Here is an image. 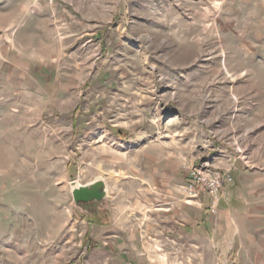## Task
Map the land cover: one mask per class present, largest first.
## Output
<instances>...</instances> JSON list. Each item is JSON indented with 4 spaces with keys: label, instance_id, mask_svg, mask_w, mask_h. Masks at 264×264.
Returning <instances> with one entry per match:
<instances>
[{
    "label": "rangeland",
    "instance_id": "374dc122",
    "mask_svg": "<svg viewBox=\"0 0 264 264\" xmlns=\"http://www.w3.org/2000/svg\"><path fill=\"white\" fill-rule=\"evenodd\" d=\"M213 148L264 172V0H0V264H264L142 207Z\"/></svg>",
    "mask_w": 264,
    "mask_h": 264
},
{
    "label": "crops",
    "instance_id": "0c3cea01",
    "mask_svg": "<svg viewBox=\"0 0 264 264\" xmlns=\"http://www.w3.org/2000/svg\"><path fill=\"white\" fill-rule=\"evenodd\" d=\"M238 160L222 149L213 148L201 159L167 161L165 165L158 162L152 168L153 180L145 189L142 207L146 215H154L163 232L168 222L174 231L228 242V256L246 255L248 259L249 255L260 254L264 251L258 250L264 238V172ZM203 164L228 171L233 178L224 185L213 213L207 196L200 197V204L195 205L186 201L181 189L188 179V168ZM109 211L106 201L105 207L97 206L90 214L102 216Z\"/></svg>",
    "mask_w": 264,
    "mask_h": 264
},
{
    "label": "built area",
    "instance_id": "2783aa9c",
    "mask_svg": "<svg viewBox=\"0 0 264 264\" xmlns=\"http://www.w3.org/2000/svg\"><path fill=\"white\" fill-rule=\"evenodd\" d=\"M53 3L54 0H48ZM188 179L182 186L184 197L187 202L195 205L200 204V197L209 198L210 211L213 213L221 198V192L225 184L233 180L228 171L208 168L207 165H196L188 169Z\"/></svg>",
    "mask_w": 264,
    "mask_h": 264
},
{
    "label": "water",
    "instance_id": "95a60500",
    "mask_svg": "<svg viewBox=\"0 0 264 264\" xmlns=\"http://www.w3.org/2000/svg\"><path fill=\"white\" fill-rule=\"evenodd\" d=\"M71 194L75 205L95 202L96 207H105L107 193L106 187L101 181H95L86 186H77L74 182L72 183Z\"/></svg>",
    "mask_w": 264,
    "mask_h": 264
},
{
    "label": "trees",
    "instance_id": "16d2710c",
    "mask_svg": "<svg viewBox=\"0 0 264 264\" xmlns=\"http://www.w3.org/2000/svg\"><path fill=\"white\" fill-rule=\"evenodd\" d=\"M99 38H100V36H99ZM73 119H75V118H73ZM84 213L85 214H90L91 213V211L89 212V211H84ZM92 218H95V219H97V216H94V215H92Z\"/></svg>",
    "mask_w": 264,
    "mask_h": 264
}]
</instances>
